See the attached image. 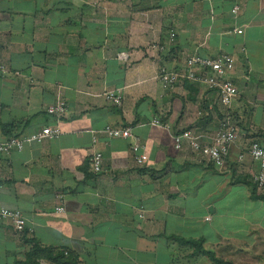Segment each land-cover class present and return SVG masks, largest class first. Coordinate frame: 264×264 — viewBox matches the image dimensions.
<instances>
[{"label":"crops","instance_id":"0c3cea01","mask_svg":"<svg viewBox=\"0 0 264 264\" xmlns=\"http://www.w3.org/2000/svg\"><path fill=\"white\" fill-rule=\"evenodd\" d=\"M221 53L236 59L231 111L242 133L217 168L173 138L191 129L209 142L223 116L217 92L183 77L165 89L159 75ZM0 61V141L62 131L0 153V211H22L32 229L21 234L0 217V264H214L203 251L264 264V192L246 150L264 122L245 125L241 114L264 102V0H0ZM60 91L68 112L57 118L47 107ZM108 126H131L133 136L110 137Z\"/></svg>","mask_w":264,"mask_h":264},{"label":"built area","instance_id":"2783aa9c","mask_svg":"<svg viewBox=\"0 0 264 264\" xmlns=\"http://www.w3.org/2000/svg\"><path fill=\"white\" fill-rule=\"evenodd\" d=\"M238 6L233 9L237 13ZM176 39L174 30L170 31V41ZM152 47H159L158 44H152ZM160 49L164 47L160 46ZM128 55L121 53L120 59L127 58ZM236 59L234 56L221 53L215 57H205L201 55H191L186 60V71L182 74L177 71L161 70L159 79L165 89L172 88L181 77L188 80L198 82L207 86V88L215 90L219 97L222 119L215 133L210 137L209 142H205L203 136L196 134L191 129H186L173 134L175 147L181 150L187 144L191 150L199 156L200 161L213 163L217 168H223L226 165L230 149L241 136L242 128L240 120H238L231 111L234 101L239 96L238 87L229 79L230 73L234 70ZM0 70H7L6 65L0 61ZM106 98L117 106L123 105V96L120 92L109 91ZM68 112V104L63 97L62 91L59 92L57 100L54 104L47 107V113L57 118L65 116ZM151 123L155 126H163L169 128V125L162 120L160 116H155ZM104 132L110 137L129 138L133 136L132 127L127 126L124 129H116L110 126L104 129ZM62 134L59 125L45 126L41 130L32 134L19 137L11 136L0 141V153L9 154L13 151H23L26 143L44 142L47 139L59 138ZM250 140L246 149L253 161L257 163L258 170L253 174V184L260 192H264V136ZM94 142L96 137L94 136ZM142 146L135 143L132 146L134 158L140 165L144 164V158L141 154ZM242 157V155H241ZM92 170L100 173L103 170V155L101 152H95L90 158ZM58 212H64V207L56 208ZM143 214H140L142 217ZM0 217L11 220L14 228L21 234H32V229L28 227V220L20 210L2 209ZM209 218V217H208ZM207 218V219H208Z\"/></svg>","mask_w":264,"mask_h":264},{"label":"rangeland","instance_id":"374dc122","mask_svg":"<svg viewBox=\"0 0 264 264\" xmlns=\"http://www.w3.org/2000/svg\"><path fill=\"white\" fill-rule=\"evenodd\" d=\"M242 122L250 125H254L257 128L262 126L264 122V102L258 100L255 105H247L241 110ZM244 115V116H243Z\"/></svg>","mask_w":264,"mask_h":264},{"label":"trees","instance_id":"16d2710c","mask_svg":"<svg viewBox=\"0 0 264 264\" xmlns=\"http://www.w3.org/2000/svg\"><path fill=\"white\" fill-rule=\"evenodd\" d=\"M255 187V186H254ZM256 189V187H255ZM257 190V189H256ZM177 240H179L180 242L184 243V244H195L200 250L203 248V244L202 242H197V241H193V240H186V239H183V238H176ZM35 245H37L35 243ZM203 251V250H202ZM204 253H206L207 255H209L211 261L214 263V264H234L232 262H229V261H225V260H222V259H219L217 257H215V255L211 252H206V251H203ZM64 254V253H63ZM27 264H35V261H32V260H29L27 262Z\"/></svg>","mask_w":264,"mask_h":264}]
</instances>
